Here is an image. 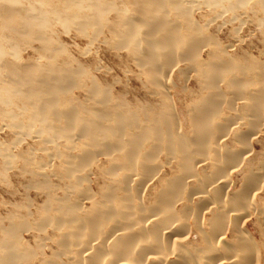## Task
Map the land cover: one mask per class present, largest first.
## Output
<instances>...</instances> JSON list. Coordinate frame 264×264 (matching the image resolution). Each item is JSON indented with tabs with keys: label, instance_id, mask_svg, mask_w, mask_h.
Returning <instances> with one entry per match:
<instances>
[{
	"label": "bare ground",
	"instance_id": "6f19581e",
	"mask_svg": "<svg viewBox=\"0 0 264 264\" xmlns=\"http://www.w3.org/2000/svg\"><path fill=\"white\" fill-rule=\"evenodd\" d=\"M0 121V264H264V0H0Z\"/></svg>",
	"mask_w": 264,
	"mask_h": 264
},
{
	"label": "rangeland",
	"instance_id": "374dc122",
	"mask_svg": "<svg viewBox=\"0 0 264 264\" xmlns=\"http://www.w3.org/2000/svg\"><path fill=\"white\" fill-rule=\"evenodd\" d=\"M67 34L68 35L61 34V36H60L61 38L60 39H61V42L67 46L68 53L74 59H76L77 62H80V63H83V64L89 62V63H92L93 66H98L99 65L102 70L100 72L98 71L97 72L98 74L95 73V75H97L98 78H102V79H100L102 82H105L106 84H109V86L111 87L113 93H115L117 90L120 89V86H119L118 82L117 81L115 82V80L118 79L120 84H122V83L125 84L126 83L125 78H124L125 76L121 73L122 67L118 66L119 63H118V61L116 59L114 51L109 50V49H104L102 46H99L98 48H96L97 49V53L92 55V57L95 58L97 61L90 60L91 59L90 55H87V56L79 55V54H81V50L86 47L85 46L86 43L84 41H82V40H79L80 39L79 36L73 31H71V32H69ZM239 36H241L240 38L242 39L243 42H244V40H246V42H244L245 44H247V43H250V45L254 44V45H252V52L256 53V49L255 48L257 47V43H256L257 32L254 30V28L252 26L250 27V25L242 27L239 30ZM93 50H95V49H92V51ZM32 55L33 54L31 52H29V51H22L21 52V58L23 60L24 59H26V60L31 59L32 60V59L37 58L36 56H34V55L32 56ZM88 59H89V61H88ZM104 76H106V77H104ZM114 78H116V79H114ZM127 84H128V88H129L128 91L130 92L129 95H128V98L130 99V97L133 95L137 99H141L142 98V93H140L138 91V88H139L138 84L137 83H133L132 81L128 82ZM118 86H119V89H118ZM73 94L75 96H79L77 91L73 92ZM130 94H131V96H130ZM79 97L78 98L81 99V96H79ZM12 138H13V135L11 134L9 129H7L5 127V123L0 121V143L2 142L3 144H6V143L10 142V140ZM26 143L27 144H31L32 142L28 138L25 139L23 144L20 145V148L19 147L14 148L13 152H16L17 151L16 149L21 150V148L22 149L25 148L27 146ZM12 180L15 181L14 179H12ZM18 190H20V193H22L23 189L20 186H18ZM32 194H33V192L30 191L29 192V197L30 198L31 197L33 198ZM20 196H21V194H20ZM5 197H6V194H4V192L2 190V186L0 185V200L5 199ZM18 197H19V195H17V198ZM248 229L255 236V238L258 239V236H257L253 226L251 225V223H248Z\"/></svg>",
	"mask_w": 264,
	"mask_h": 264
}]
</instances>
